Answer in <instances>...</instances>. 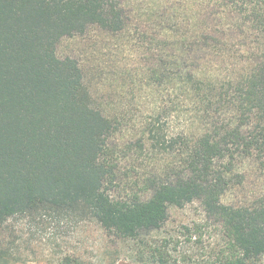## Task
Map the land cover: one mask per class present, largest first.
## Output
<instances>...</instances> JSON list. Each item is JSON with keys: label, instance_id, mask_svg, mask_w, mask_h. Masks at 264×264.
Listing matches in <instances>:
<instances>
[{"label": "trees", "instance_id": "1", "mask_svg": "<svg viewBox=\"0 0 264 264\" xmlns=\"http://www.w3.org/2000/svg\"><path fill=\"white\" fill-rule=\"evenodd\" d=\"M177 1L0 0V227L72 215L133 263L261 264L264 0ZM92 27L149 45L93 67L117 93L57 53Z\"/></svg>", "mask_w": 264, "mask_h": 264}, {"label": "rangeland", "instance_id": "2", "mask_svg": "<svg viewBox=\"0 0 264 264\" xmlns=\"http://www.w3.org/2000/svg\"><path fill=\"white\" fill-rule=\"evenodd\" d=\"M128 1L134 6V12H145L155 0ZM171 1L181 5L177 0ZM125 40L129 42L123 41L127 47L120 46L117 51L114 42L92 27L83 35L63 37L57 53L60 57L77 59L100 94L117 93L122 87L119 81H99L92 69L99 61L106 65L116 60L120 67L138 68L149 45L133 36ZM149 101L151 97L141 100L140 105L146 107ZM200 216L197 204L172 213L174 221H191ZM116 250L94 221L79 220L72 215L15 216L0 227V264H64L65 257L69 258L68 264H140L130 262L123 253L118 256ZM116 256L119 260L113 263Z\"/></svg>", "mask_w": 264, "mask_h": 264}]
</instances>
